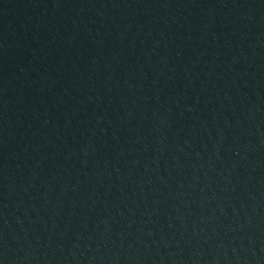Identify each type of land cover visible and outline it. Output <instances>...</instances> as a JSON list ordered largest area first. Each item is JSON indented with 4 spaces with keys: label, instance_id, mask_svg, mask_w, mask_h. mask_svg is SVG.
<instances>
[{
    "label": "water",
    "instance_id": "water-1",
    "mask_svg": "<svg viewBox=\"0 0 264 264\" xmlns=\"http://www.w3.org/2000/svg\"><path fill=\"white\" fill-rule=\"evenodd\" d=\"M0 264H264V0H0Z\"/></svg>",
    "mask_w": 264,
    "mask_h": 264
}]
</instances>
